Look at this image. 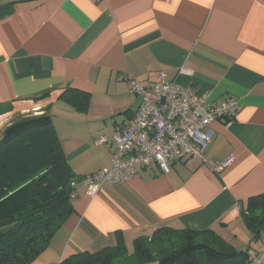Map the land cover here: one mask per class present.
Listing matches in <instances>:
<instances>
[{
	"label": "crops",
	"instance_id": "1",
	"mask_svg": "<svg viewBox=\"0 0 264 264\" xmlns=\"http://www.w3.org/2000/svg\"><path fill=\"white\" fill-rule=\"evenodd\" d=\"M159 73L209 103L236 98L237 116L212 124L205 161L140 169L94 195L80 183L74 211L31 264L118 242L132 251L164 225L214 229L237 249L261 250L264 223L249 229L241 207L264 193V0H0V139L28 120L70 114L78 130L57 131L76 175L111 166L113 148L96 139L139 106L129 77L150 83ZM69 88L91 94L86 111L60 99Z\"/></svg>",
	"mask_w": 264,
	"mask_h": 264
},
{
	"label": "trees",
	"instance_id": "2",
	"mask_svg": "<svg viewBox=\"0 0 264 264\" xmlns=\"http://www.w3.org/2000/svg\"><path fill=\"white\" fill-rule=\"evenodd\" d=\"M60 99L86 111L91 94L69 88ZM84 176L67 162L51 116L23 122L0 139V264H31L47 249L74 211L72 195ZM241 214L249 229L264 223V193L251 196ZM253 255L214 229L164 225L135 238L132 251L118 242L73 253L59 264H250Z\"/></svg>",
	"mask_w": 264,
	"mask_h": 264
},
{
	"label": "built area",
	"instance_id": "3",
	"mask_svg": "<svg viewBox=\"0 0 264 264\" xmlns=\"http://www.w3.org/2000/svg\"><path fill=\"white\" fill-rule=\"evenodd\" d=\"M129 84L140 97V104L111 137L96 139L97 144L113 148V153L110 167L82 178L89 195H94L103 183L114 185L131 180L140 169L160 168L168 173L174 162L185 157L205 161V150L213 136L212 124L232 120L240 110L236 98L209 103L197 95L192 85L169 82L164 73L150 83L130 76ZM223 166L215 168L221 170ZM250 264H264V238Z\"/></svg>",
	"mask_w": 264,
	"mask_h": 264
},
{
	"label": "rangeland",
	"instance_id": "4",
	"mask_svg": "<svg viewBox=\"0 0 264 264\" xmlns=\"http://www.w3.org/2000/svg\"><path fill=\"white\" fill-rule=\"evenodd\" d=\"M123 116H124V114L119 115L118 117L121 118ZM58 117L59 118H56V116H55V118L52 117L53 121H54V124H55V127H56V130H57V127H59L60 132L61 133L65 132V133L68 134V136L69 135L70 136L73 135L74 131L78 130V128L76 126H78L79 123L75 122V120L72 119L70 114H63V115H59ZM58 132L59 131H57V133Z\"/></svg>",
	"mask_w": 264,
	"mask_h": 264
}]
</instances>
